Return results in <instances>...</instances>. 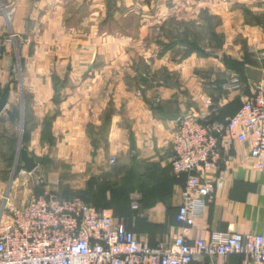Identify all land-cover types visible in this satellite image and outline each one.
Returning <instances> with one entry per match:
<instances>
[{"label": "crops", "instance_id": "obj_1", "mask_svg": "<svg viewBox=\"0 0 264 264\" xmlns=\"http://www.w3.org/2000/svg\"><path fill=\"white\" fill-rule=\"evenodd\" d=\"M128 18L135 23L124 32L119 24ZM190 20L193 37L185 28L178 37ZM183 40L210 54H188ZM233 75L242 86L231 92L225 86ZM260 86L264 0H0V96L9 88L11 111L0 114L8 120H0V134L10 137L19 124L18 138H6L15 141L14 162L27 149L46 180L28 196L88 193L152 246L183 234L176 216L187 176L171 165L179 116L209 112L228 121ZM249 149L248 141L220 142L213 198L185 234L189 240L264 235V170ZM193 264L258 263L231 254L197 256Z\"/></svg>", "mask_w": 264, "mask_h": 264}, {"label": "built area", "instance_id": "obj_2", "mask_svg": "<svg viewBox=\"0 0 264 264\" xmlns=\"http://www.w3.org/2000/svg\"><path fill=\"white\" fill-rule=\"evenodd\" d=\"M241 86L239 76L233 75L225 87L232 92ZM223 139L248 141L256 168L264 170L263 86L227 123L213 121L209 112L179 116L171 165L176 176L186 175L187 180L176 216L183 234L171 244L152 246L81 196L63 198L45 190L12 208L0 225V264H193L197 256L231 254L264 264V235L214 232L192 241L185 235L213 198L212 172L221 159Z\"/></svg>", "mask_w": 264, "mask_h": 264}, {"label": "rangeland", "instance_id": "obj_3", "mask_svg": "<svg viewBox=\"0 0 264 264\" xmlns=\"http://www.w3.org/2000/svg\"><path fill=\"white\" fill-rule=\"evenodd\" d=\"M174 3L178 4V1H175ZM209 20H211V19H209ZM194 22L195 21H192V20L183 22V24L184 25L187 24V26H179L177 28V30L175 29L177 31L176 32L177 36L178 37L180 36L179 30L181 28H185L184 31L182 32L183 35L186 34V36L189 35V36L193 37L191 35V31H192V27H195V25H193ZM109 23H111V21ZM109 23H108L107 27L111 28L109 26ZM124 23H125V25L119 24V26H122V28H124V32H125L126 27H131V25L135 23V20H133V18L124 19ZM114 24L115 23H113V25ZM107 27L105 26L104 28H107ZM206 29H207V27H206ZM112 33L114 35L116 34L113 31H112ZM193 33L196 34L197 32L194 31ZM122 35H123L124 39H126V40L129 39L130 41H133V39L135 38L130 34L127 35V33L122 34ZM206 36H207V34H206ZM209 36H210V34H209ZM74 38L78 39L79 36L74 35ZM210 38H211V36H210ZM130 45H132V44H130ZM16 75H18V76L20 75L18 70L16 71ZM0 120L4 126L5 122L8 123L7 115L6 114L3 115ZM1 128H2V126H1ZM19 129L20 128H19V124H18L17 127H13L12 132H14L15 134L11 135L10 137L9 136H7V137L12 138V136H13L14 140H15V138L17 139L19 136V132H20ZM7 137L5 136L4 133L0 134V225L5 220L8 219V216H9L12 208L20 207L25 202H27V200L30 196V195L28 196V190L31 187H33L34 184H37V180H36L35 175L37 176V175L42 174V173H37L35 170L33 172L34 175H33V173L28 175V173H25L26 171L25 172L22 171L24 169H21V170H17V168L15 169L14 164L11 165V162H9V164H7V162H6V164H5L4 160H9L10 154L15 153V151H16V147H12L9 144V143L14 144L15 141L13 139L12 140L6 139ZM17 166H18V164L16 165V167ZM27 196H28V198L25 199V197H27ZM21 200H22V202H24L23 204H22Z\"/></svg>", "mask_w": 264, "mask_h": 264}, {"label": "water", "instance_id": "obj_4", "mask_svg": "<svg viewBox=\"0 0 264 264\" xmlns=\"http://www.w3.org/2000/svg\"><path fill=\"white\" fill-rule=\"evenodd\" d=\"M222 59L225 64L228 63V58L226 55L222 56ZM9 96H10V90L9 88H5L3 93L0 96V114L3 112L10 113L11 111L7 108L8 102H9ZM23 161V169L28 173H33L36 168L38 167V163L36 162L35 157L29 153V151L25 148H19L16 163H15V169L16 165L18 164L19 160ZM37 184L39 186H43L46 184L45 176L44 174L41 175H35Z\"/></svg>", "mask_w": 264, "mask_h": 264}, {"label": "trees", "instance_id": "obj_5", "mask_svg": "<svg viewBox=\"0 0 264 264\" xmlns=\"http://www.w3.org/2000/svg\"><path fill=\"white\" fill-rule=\"evenodd\" d=\"M214 37H215V39L216 40H218L219 41V45H221L222 44V42H223V37L222 36H217L216 34L214 35ZM222 41V42H221ZM183 43H185V44H187L188 46H189V51H187V53L188 54H190V53H192V52H196V53H200V54H205V55H209L210 53L209 52H206V51H204L203 49H201L200 48V45L197 43V42H194V43H191V42H189V41H187V40H183ZM228 66L230 67V68H232V69H234V70H236V71H241V70H243V68H244V64L243 63H240V62H237V61H232V60H229V62H228ZM241 76V75H240ZM238 112V111H237ZM236 112V113H237ZM235 113V114H236ZM234 114V115H235ZM233 115V116H234ZM230 120V119H229ZM228 120V121H229ZM228 121H223L224 123H227ZM14 153H13V155H12V157H11V160L9 159V160H7V164H9V162H11V165H13L14 164ZM19 163H18V166L16 167L17 168V170H21V169H23V161L20 159L19 161H18ZM15 166V165H14ZM37 188H41V186H36ZM42 192H44V189H40L39 191H36V193H42ZM74 196H81L82 198H84V200L86 201V202H89V203H91L92 205H93V203L91 202V197H90V195L88 194V193H82V194H78V195H73V196H70V197H63V198H72V197H74ZM94 206V205H93ZM97 208V207H96ZM97 209H100V208H97ZM101 210V209H100Z\"/></svg>", "mask_w": 264, "mask_h": 264}]
</instances>
